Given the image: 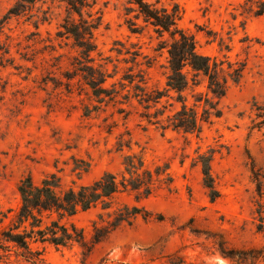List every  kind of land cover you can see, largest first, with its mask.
Instances as JSON below:
<instances>
[{
	"label": "rangeland",
	"instance_id": "1",
	"mask_svg": "<svg viewBox=\"0 0 264 264\" xmlns=\"http://www.w3.org/2000/svg\"><path fill=\"white\" fill-rule=\"evenodd\" d=\"M129 1L89 0L93 6L84 17L90 12L101 20L95 31V65L108 63L105 69L115 74L106 84L110 87L137 72L126 52L140 51L150 59L139 61L152 62L150 68L143 65L148 90L163 91L168 53L156 50L161 40L137 13L127 15L133 7ZM146 1L169 9L178 4L179 27L195 37L199 53L244 64L240 83L231 84L219 102L222 116L205 124L200 136L149 125L140 117L145 110L138 100L127 97L135 93L131 87L130 94L124 90L100 104L79 77L72 79L79 49L72 37L62 34L69 13L61 0H41L5 24L1 40L9 53L0 54L4 225L20 208L18 187L29 176L37 184L58 174L66 187L88 185L107 171L120 175L124 157L136 153L151 169L167 164L173 178L170 189L140 204L129 193L115 197V208L144 206L154 215L150 220L138 217L132 225L107 233L112 218L101 206L79 213L73 221L84 233L83 244L37 245L49 264H236L223 255L221 246L227 252L264 246V230L258 232L255 215L260 197L251 173L255 166L264 174V128L253 129L255 106L264 105V13L255 16L258 5L248 0ZM16 2L0 0V20ZM129 19L144 29L143 34L130 31ZM205 86L199 90L206 91ZM173 102L164 98L161 104ZM122 139L131 149L120 150ZM200 154L212 156L220 193L215 202L204 185Z\"/></svg>",
	"mask_w": 264,
	"mask_h": 264
},
{
	"label": "trees",
	"instance_id": "2",
	"mask_svg": "<svg viewBox=\"0 0 264 264\" xmlns=\"http://www.w3.org/2000/svg\"><path fill=\"white\" fill-rule=\"evenodd\" d=\"M41 0H17L16 4L0 20V54L9 53L1 40L6 22L17 17ZM67 6L69 16L62 28L63 35L70 36L79 49V56L75 58V70L72 79L79 77L93 92L96 102L102 104L108 98L114 100L121 91L135 92L128 99L136 98L145 110L140 117L149 125L156 126L163 131L172 130L184 134L200 136L203 126L213 118L222 116L219 102L227 96L231 84H239L244 64H233L227 56L224 59L211 57L199 53L195 37L179 27L182 9L178 4L171 8L159 6V2L150 3L146 0H130L133 6L128 13H137L136 18L142 19L161 40L157 51L166 50L168 66L166 69L167 82L164 90L149 91L143 65L150 68L152 62H141L143 56L140 51H127L138 68L137 72L125 75L119 83L110 87L106 84L115 74L105 69V64L95 65L92 56L97 51L95 31L100 26V19L86 10L92 9L89 0H61ZM252 5H258L255 16L264 13L263 0H248ZM74 15L79 17L77 21ZM129 29L133 34H143L144 29L132 19L128 20ZM120 50L119 55H122ZM117 69V67H116ZM71 80V78H69ZM139 79V80H137ZM127 83L129 85H127ZM206 83V91L200 87ZM120 85V90L117 85ZM131 87V89H129ZM172 93L177 96L174 98ZM167 98L174 101L169 105H162ZM179 104V108H176ZM161 105V107H159ZM98 107V106H94ZM256 107V118L253 129L264 128V105ZM99 108V107H98ZM170 108V109H169ZM169 109V110H168ZM87 113H91L87 107ZM125 110L120 109V113ZM170 114H167V113ZM120 150L125 147L131 149L125 139L118 144ZM198 163L201 165L203 181L208 189L209 197L215 202L220 193L215 186L212 174V156L200 154ZM123 172L118 175L107 171L100 178L88 185L66 187L62 177L58 174L46 176L40 184L32 177L23 179L18 187L21 196V206L7 224L4 216L0 220V264H49L43 257V250L37 245L46 244L67 248L85 241L82 229L76 226L73 219L81 212L102 207L109 218L107 233L113 232L123 225H132L138 217L150 220L154 215L144 206L124 204L115 208V197L121 193L134 195L138 204L151 198L159 190L170 189L173 178L169 166L157 165L151 169L142 155L130 153L124 157ZM84 171H86L84 169ZM252 180L256 184V192L260 197L255 211L258 221V232L264 230V174L255 166L251 169ZM161 217V216H160ZM161 219V218H159ZM97 241L100 238L96 237ZM221 252L236 264H264V246L249 247L227 252L221 246Z\"/></svg>",
	"mask_w": 264,
	"mask_h": 264
}]
</instances>
